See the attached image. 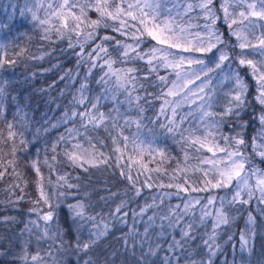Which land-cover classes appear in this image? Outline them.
<instances>
[{
    "label": "snow or ice",
    "instance_id": "6c2138e0",
    "mask_svg": "<svg viewBox=\"0 0 264 264\" xmlns=\"http://www.w3.org/2000/svg\"><path fill=\"white\" fill-rule=\"evenodd\" d=\"M54 3H47L44 19L37 15L39 9L33 10L27 5L19 9V19L14 13H5L0 17V33L11 34L18 24L25 23L27 13H31L33 27L41 26V39L52 41L51 33L54 32L58 40L65 38L68 40L69 48L79 47L77 55L80 59L77 64L79 66L86 63L88 72L77 89L78 94H74L69 101L71 107L64 111L60 121L61 124L70 122L72 124L65 131L67 137L75 142L71 143L63 134L59 137V141L71 144L63 153L70 166L87 171L86 165L98 167L108 163L109 157L97 148L98 144L104 143L102 133L112 141L113 152L118 154L115 156L116 167H120V161L124 159L131 143L133 153H138V156L128 153L127 164L121 168L120 175L129 182L134 190V196L140 197L144 188L174 189L151 194L138 210H125L128 201L121 200L112 213V218L121 224L128 223L127 218L131 213L132 224L124 236V243L125 246L131 245L133 255L135 250L139 249L137 264H214L218 253L222 251L218 242L221 235L219 230L223 226L230 227L236 219L229 214L233 207L253 202L258 205L264 204V168L254 163L255 156H259L260 161L264 163V59L248 58L249 54L264 57V0H221L220 3L224 22L228 24L230 34L237 39V44L233 47L241 49L237 57L238 62L250 69L249 75L255 81V100L262 106L259 115L260 127L251 137V143L242 132L247 127L246 123L239 125L241 131H236L235 135H225L219 130L225 123V117L239 118L247 103L250 85L238 72L230 71L225 77L233 80L234 87L228 93L230 99L222 113L208 110L213 104L211 97L205 93L204 81L195 90L189 87L201 79L202 75L206 76L217 69H222L224 62L231 59L223 48L218 47L224 44V41L223 34L215 27L219 17L213 0H54ZM38 4L39 8L45 7L43 0H38ZM92 12L96 14V18H92L90 15ZM201 18L204 20L203 25L191 22L193 19ZM53 19L56 23H53ZM234 25L239 27L234 28ZM101 27L111 29V32L117 35L100 36ZM117 36L125 37V40H120ZM145 36L154 41L147 51L141 49ZM97 40L100 42L97 43ZM127 40L133 42L128 43ZM106 41L114 45L115 55L109 52V46L104 43ZM86 45L89 46V51L85 50ZM5 47L4 44H0V48ZM214 49L216 52L206 60V54L213 53ZM246 49L250 52H245ZM24 51L26 49H22L17 55H22ZM6 56L7 53L5 58H0V66L4 63H15L7 60ZM135 61H143L146 68L142 69L132 64ZM117 64L122 66L115 67ZM129 64L132 66H126ZM97 68L101 70L96 80L100 90L94 95H89L91 89L88 77ZM161 70L166 74L162 75ZM67 75L74 79L71 73ZM170 76H174L175 79H169ZM151 77H155V83L151 82ZM146 81L158 89L157 94L149 91ZM210 82L209 78L208 83ZM170 97L179 99H169ZM14 99L15 97L7 92L6 83L0 82V118L6 110V102ZM154 100H162V103L158 112L151 118V122L157 124L163 118L165 122L159 123V128L166 134H171V137L181 144L183 151V159L177 161L171 173L161 166L150 168L149 164L154 162V157L147 162L143 159L145 149L141 145L145 141L140 140V130L145 127L143 124L145 105L150 106ZM104 103L110 105L106 110ZM184 105H187L189 110L187 113H180L178 110ZM192 105L196 107L193 108ZM130 111L136 112L135 119L128 114ZM192 120H198L203 125L202 134H197L200 131L199 126L182 127L186 121L191 123ZM133 125L138 131L131 135L125 134V129H130ZM7 128L6 137L0 131V144L13 141L11 148L13 159L7 160L6 163L15 173L17 149L14 141L17 135L23 137V133H17L11 122L7 123ZM220 140L223 144L219 142ZM59 141L53 145V153L56 152ZM20 143L24 144V139H21ZM151 143L152 141H148L149 148ZM202 150L211 155H203ZM156 151L151 149L149 154ZM159 154L165 156L162 150ZM56 158L53 155L52 160ZM193 159L197 161L194 165L190 164ZM4 163L0 162V168L3 169L0 171V179L7 172ZM133 165L138 166L135 176ZM32 167L40 177L37 182L40 199L33 203L39 204L43 201L50 209L46 213L35 207L30 209L37 214L38 220L44 222L42 231L35 234L36 240L38 243L41 240H48L51 243L48 245L49 250L43 255L39 249L35 255H29L25 249L22 259L25 264L29 260L33 264H49V260L50 264H64L63 254L71 251L77 257L76 264H79V260L83 258L80 253H88L89 249L106 235L108 224L100 227L97 223L96 231L91 233L86 241H81L77 235L74 245L70 243L58 224L49 223L54 220L55 209L52 208L50 197L42 186L43 178L39 167L35 163ZM151 173H157L158 176L154 178ZM141 176L144 177L143 181L140 180ZM165 176L167 182L160 179ZM59 180L64 182L61 187L64 185L69 189L79 187L69 183L65 176H60ZM229 188L230 199L229 193L207 197L192 195ZM58 195L66 196L67 193L60 192ZM173 197L179 202L175 204L168 202ZM21 199L23 196L17 197L16 202ZM198 205L199 224L196 216ZM68 207L70 212L74 213V222L77 217L81 221L96 219L95 216H85V205L82 202L69 204ZM260 212L264 215V209H260ZM188 217L190 219H186ZM10 219L12 218H5ZM209 219L211 231H207L206 228ZM138 223L143 225L142 231L137 228ZM30 224L36 229L40 228L37 220L30 221ZM254 225L255 217L249 212L246 228L240 233L239 243V251L247 252L249 256L253 247L251 241L255 235ZM198 227H205L206 238L201 237L202 248L200 245L196 246L200 251H193L192 242L197 240L194 232ZM24 232L31 235L33 228L25 225L21 234ZM233 235L234 233L228 235L229 241L233 239ZM235 247L233 245L234 249ZM243 259L241 256V264ZM83 264L92 262L90 259H84Z\"/></svg>",
    "mask_w": 264,
    "mask_h": 264
},
{
    "label": "trees",
    "instance_id": "16d2710c",
    "mask_svg": "<svg viewBox=\"0 0 264 264\" xmlns=\"http://www.w3.org/2000/svg\"><path fill=\"white\" fill-rule=\"evenodd\" d=\"M28 2L29 0H0V17H3L5 13H14L17 19H19V9L25 8V5H27L33 8V10L39 9L37 15L41 19H44L46 18L45 9L47 3H54V0H44V8H39L38 3L36 6H29L30 3ZM90 15L92 18H96L94 12L90 13ZM192 15L195 16V13ZM30 17L31 13H27L25 23L18 24L11 34L0 33V44L6 46L5 48H0V58H5V53H7L6 59L15 61V63H4L0 66V82H5L7 92L12 97H15L14 100L6 102V110L3 117L0 118V131L6 137L8 132L7 123L11 122L17 133H23V137L17 135L14 141L17 149L15 154V173H13L12 167L6 163L7 160L13 159L11 155L13 141L0 144V149H2L0 151V162H5L4 167L7 168V172L0 179V264H25V261L22 259L25 249L29 255H35L38 249L41 255L46 250H49L48 245L51 241L41 240L38 243L35 235L36 232L42 231L44 222L38 220L37 214L30 211L33 207L44 213L50 210L48 205H45L43 201L39 204L33 203L40 199L37 188V182L40 180V177L37 176L36 171L32 167L34 163L40 169V174L43 178L41 181L42 186L50 197L52 208L55 209L54 220L49 223L58 224L65 238L70 243L74 245L77 235H79L81 241H86L90 234L96 231L95 225L97 223L100 224V227H103L105 223L108 224L106 235L102 236L89 249L88 253H80V256L83 258L79 260V264H83L84 259H90L92 264H137L139 249L137 248L135 255H133L131 245L125 246L124 243V236L132 224L131 213L127 218V224H121L114 220L112 213H114L116 206L121 200L128 201V206L125 210H138L139 207L144 205L145 199L150 198L151 194L159 191H174V189L161 190L154 187L149 190L144 188L142 189V195L135 197L134 190L131 188L129 182L120 175L121 168H124L127 164L128 153H133V146L129 143L125 157L120 161V167H116L115 156L118 154L113 152L112 141L103 133L101 135L104 143L98 144L97 148L109 157L108 163L101 164L98 167L85 166L88 169L87 171L79 167L70 166L63 153L66 147H71V144L59 141V137L62 134L67 137L65 130L71 127L72 124L71 122L69 124H61L60 121L64 111L71 107L69 101H71L72 96L78 94L77 89L88 72V66L86 63L78 66L77 61L80 57L77 53L79 52V47L69 48L66 38L58 40L53 32L51 33L52 41L41 39V26L37 25L33 27ZM191 22L193 24H204L202 18L199 20L193 19ZM53 23H56V21L53 20ZM218 27H220V22ZM99 35L117 34L112 33L111 29L101 27ZM117 38L125 40V37L117 36ZM222 39L225 41L222 46H225V51L231 58L228 62L230 67L236 68V72L246 80L250 87L247 103L244 110L241 111L239 118L225 117V123L220 126L219 130L225 135H235L236 131H241L239 125L246 123L247 127L242 132L246 138H249V136L255 134V130L259 126L257 116L259 114V107L261 106H258L259 104L250 98L254 84L252 82L253 79L249 77L247 67L242 66L237 68L239 66L237 57L240 52L237 47H233L236 45V42L226 37L225 34H223ZM143 40L144 43L141 45V49L147 51L154 41H151L147 36L143 37ZM73 41H75V37ZM96 42L100 41L97 40ZM126 42L132 43L133 41L127 40ZM104 43L109 46V52L115 55L114 45L107 41ZM22 49H26V51L22 55H17ZM85 50L89 51V46L86 45ZM132 64H136L142 69L146 68L143 61H135ZM132 64L126 66H132ZM121 66L119 64L115 65V67ZM68 73H71L74 79L70 78L67 75ZM77 73L78 75H76ZM100 73L101 70L97 68L88 77L89 88L91 89L89 95H94L100 90V86L96 83ZM161 74L164 75L166 73L161 70ZM62 76L64 79H61ZM209 78L211 81H214L213 73H209L206 76L202 75L201 79L195 82L201 80L209 81ZM169 79H175V77L170 76ZM150 80L152 83H155V77H151ZM211 83H209L210 87L208 86L206 90L211 89ZM145 84L149 91L154 94L158 93V89L152 87L151 83L146 81ZM161 103L162 100H154L150 106L145 105V119L143 120L145 127L140 130V140L145 141L141 145L145 149L143 154L144 161L147 162L154 157V162L149 164V167L161 166L171 173L177 161L183 159V151L181 144L177 143L171 137V134H166L164 130L159 128V123L165 122L163 118L157 124L151 122V118L158 112ZM216 104L222 103L216 101ZM225 105L216 106L213 110H217L216 113H222L225 110ZM109 106V104L104 103V110ZM192 107L196 106L192 105ZM187 108L188 106L184 105L178 111L180 113H187ZM17 109H19V112H17ZM128 114L133 119L137 115L135 111H130ZM216 118L219 119L218 116ZM189 119L191 120V118ZM192 123V121L191 123L186 121L182 127H195ZM53 124L57 126L52 127ZM137 131L133 125L130 129H125V134L131 135ZM197 134L202 133L198 132ZM21 139H24V144L20 143ZM67 139L71 141L70 137H67ZM217 139L219 140V136H217ZM58 141L59 144L56 152L53 153L52 147ZM148 141H152L150 148ZM74 142L71 141V143ZM219 142L223 144L222 140ZM151 149H156L157 151L151 152L150 155ZM160 150L165 153V156L159 154ZM249 151L251 150L249 149ZM202 152L203 155H211V153L206 151L202 150ZM133 154L138 156V153ZM53 155L57 157L56 160H52ZM196 163L197 161L194 159L190 161V164L194 165ZM254 163L258 167L264 168V163L257 156H255ZM132 167L133 175L135 176L138 166L133 165ZM125 170L127 169L125 168ZM0 171H3V169L0 168ZM151 175L154 178L158 176L157 173H151ZM196 175L198 176L199 174ZM60 176H65L69 183L78 185L79 187L72 189H69L67 185L61 187L60 185L64 184V182L59 180ZM143 179L144 177L141 176L140 180L143 181ZM160 179L167 182L166 176L160 177ZM14 185H19L20 187H12ZM60 192L67 193V195L59 196L58 193ZM225 193H229L228 199H230V188L192 193V195L207 197L210 195L223 196ZM19 196H23V199L16 202V198ZM77 202H82L85 205V216H95V221L87 219L81 221L78 217L75 222L73 221L74 213L70 212L68 205L76 204ZM149 202H151L150 199ZM168 202L175 204L179 201L173 197ZM236 209H239V211H236ZM260 209H264V204L258 205L256 202L243 206L235 205L233 207L229 214L230 216H235L236 219L230 227L223 226L219 230L221 235L218 237V242L221 245L222 251L218 253L214 264H233L234 258L235 264H241V256L244 258L243 264H264V215L261 214ZM226 210H228L227 207ZM249 212L255 217V235L251 241L253 247L250 256L247 252L241 253L239 251L240 233L246 228ZM196 216L197 224H199V205L197 206ZM6 217L12 219L5 220ZM186 219H190V217ZM32 220L38 221L40 225L39 229L30 224ZM25 225L33 228L31 235L27 232H24L23 235L21 234ZM137 228L142 231L143 225L138 223ZM206 228L207 231H211L210 219ZM205 230V227H198L194 232L197 240L192 242L193 251H200V248L196 247L197 245H200L202 248L201 237L206 238ZM232 233H234L233 239L229 241L228 235ZM233 245L236 246L235 249ZM45 259L49 258L45 257ZM63 260L64 264H76L77 257L69 251L63 254ZM27 264H33V262L29 260Z\"/></svg>",
    "mask_w": 264,
    "mask_h": 264
},
{
    "label": "rangeland",
    "instance_id": "374dc122",
    "mask_svg": "<svg viewBox=\"0 0 264 264\" xmlns=\"http://www.w3.org/2000/svg\"><path fill=\"white\" fill-rule=\"evenodd\" d=\"M51 1V0H49ZM44 2V0H43ZM29 6H36L37 3H38V0H29ZM220 3H221V0H213V6L215 7V10H216V14L218 15L219 17V22H220V27H218V20L216 21V24H215V27L222 33V34H225L226 37L228 38H231V40H234L237 44V39L235 36H232L230 34V30L228 28V24L224 22V19H223V12L220 10ZM54 20V19H53ZM55 21V20H54ZM234 28L236 27H239L238 25H234L233 26ZM258 33H259V29L257 30ZM223 36V35H222ZM224 41V39H223ZM225 43V41H224ZM218 47L220 48H223L225 50V46H222V45H219ZM239 49V52L241 53V49L239 47H237ZM245 52H250V50H244ZM213 52H216V50L214 49ZM214 54V53H213ZM212 53H208L206 54L205 58L206 60L207 59H210L211 56L213 55ZM229 55V54H228ZM248 58L249 59H256V60H261V59H264V57H261L259 55H252V54H249L248 55ZM229 61H225L224 62V65H223V68L222 69H217L211 73H213V78H214V81H211V89L210 90H206V88L210 85L208 83V81H204L206 83V87H205V93H207L210 97H211V100H212V108L208 109L209 111H212V112H216L217 110H213L216 106L219 107L220 105H223V104H226L227 105V101L230 99V96L228 95V93L230 92L231 88L234 87V84H233V80L231 79H225V77L228 76L229 72L231 71L232 73H236V68H232V67H229ZM238 65L237 68H240L242 67L243 65H240L239 62H238ZM212 67H214V64L212 65ZM246 67V66H245ZM248 69V74L250 73V69ZM241 76V75H240ZM242 77V76H241ZM249 77L251 78V76L249 75ZM203 79V78H202ZM252 80V79H251ZM201 81H197L191 85H189V87L193 90L197 89L198 86L201 85ZM253 84H255V81H253ZM210 87V86H209ZM203 95V93L201 94ZM218 96V97H216ZM252 98L251 100H253L255 103H258L256 100H255V89H254V86H253V90L251 91V97ZM169 99H174V98H169ZM176 99V98H175ZM177 99H179L177 97ZM216 101L219 102V103H222V104H216ZM198 103H204L203 101H197ZM259 104V103H258ZM225 105V107H226ZM196 106V105H195ZM258 106H261L260 104ZM183 107V106H182ZM195 108V107H193ZM261 109H262V106L259 107V114H258V118H257V122L259 124V115L261 113ZM188 108H187V112H188ZM221 113V112H220ZM252 114V113H251ZM198 115V113H197ZM219 118V117H218ZM192 124L193 126H199V129H200V133H203L204 132V127L202 124H200V122L198 120H192ZM260 127V124L258 126V128ZM256 131V130H255ZM253 136V135H252ZM252 136H249L248 138V142L251 143V137ZM259 157V156H257ZM260 158V157H259ZM87 166V165H86Z\"/></svg>",
    "mask_w": 264,
    "mask_h": 264
}]
</instances>
